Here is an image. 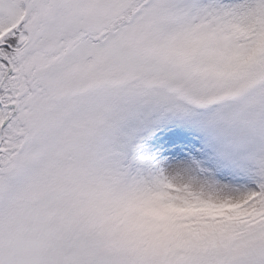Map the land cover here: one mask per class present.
Listing matches in <instances>:
<instances>
[{"label": "snow or ice", "instance_id": "snow-or-ice-1", "mask_svg": "<svg viewBox=\"0 0 264 264\" xmlns=\"http://www.w3.org/2000/svg\"><path fill=\"white\" fill-rule=\"evenodd\" d=\"M0 264H264V0H0Z\"/></svg>", "mask_w": 264, "mask_h": 264}, {"label": "rangeland", "instance_id": "rangeland-1", "mask_svg": "<svg viewBox=\"0 0 264 264\" xmlns=\"http://www.w3.org/2000/svg\"><path fill=\"white\" fill-rule=\"evenodd\" d=\"M236 209L228 206H188L176 208L172 206H163L159 203L152 204L146 211L148 217L152 212L156 218L151 217L155 228L160 232H173L177 229V218H188L191 216H217L227 215L230 212H235Z\"/></svg>", "mask_w": 264, "mask_h": 264}, {"label": "trees", "instance_id": "trees-1", "mask_svg": "<svg viewBox=\"0 0 264 264\" xmlns=\"http://www.w3.org/2000/svg\"><path fill=\"white\" fill-rule=\"evenodd\" d=\"M150 213H151L150 215H152L151 217H153V214H152V212H150ZM151 217H150V218H151ZM153 221H154V220H153ZM189 227H190V226H189Z\"/></svg>", "mask_w": 264, "mask_h": 264}]
</instances>
